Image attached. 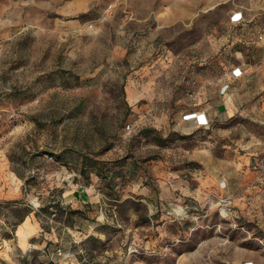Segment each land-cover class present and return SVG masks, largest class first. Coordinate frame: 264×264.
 Listing matches in <instances>:
<instances>
[{
  "label": "rangeland",
  "instance_id": "1",
  "mask_svg": "<svg viewBox=\"0 0 264 264\" xmlns=\"http://www.w3.org/2000/svg\"><path fill=\"white\" fill-rule=\"evenodd\" d=\"M245 263L264 0H0V264Z\"/></svg>",
  "mask_w": 264,
  "mask_h": 264
},
{
  "label": "crops",
  "instance_id": "2",
  "mask_svg": "<svg viewBox=\"0 0 264 264\" xmlns=\"http://www.w3.org/2000/svg\"><path fill=\"white\" fill-rule=\"evenodd\" d=\"M18 244L26 250L29 239L35 238L40 233V225L34 218H26L18 228ZM25 240L26 245H23Z\"/></svg>",
  "mask_w": 264,
  "mask_h": 264
},
{
  "label": "bare ground",
  "instance_id": "3",
  "mask_svg": "<svg viewBox=\"0 0 264 264\" xmlns=\"http://www.w3.org/2000/svg\"><path fill=\"white\" fill-rule=\"evenodd\" d=\"M189 119H196V121L200 122V121H203L204 120V117H202L201 115H193V116H190L188 117ZM23 245H26L25 243V240L23 239Z\"/></svg>",
  "mask_w": 264,
  "mask_h": 264
},
{
  "label": "built area",
  "instance_id": "4",
  "mask_svg": "<svg viewBox=\"0 0 264 264\" xmlns=\"http://www.w3.org/2000/svg\"><path fill=\"white\" fill-rule=\"evenodd\" d=\"M238 17H239V16H238ZM238 17H237V18H238ZM129 128H130V126H127V129H129ZM245 264H251V263H245Z\"/></svg>",
  "mask_w": 264,
  "mask_h": 264
}]
</instances>
